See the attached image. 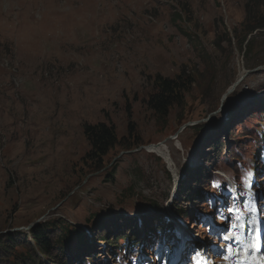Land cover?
I'll return each mask as SVG.
<instances>
[{
	"label": "rangeland",
	"instance_id": "rangeland-1",
	"mask_svg": "<svg viewBox=\"0 0 264 264\" xmlns=\"http://www.w3.org/2000/svg\"><path fill=\"white\" fill-rule=\"evenodd\" d=\"M246 1L0 0V233L28 232L30 225L57 217L88 225L89 214L118 210L133 214L137 231L139 220L144 224L151 214L139 207L151 201L175 221L177 203L199 213L194 202L178 194L171 200L175 181L183 178L189 162L199 170L216 162L221 172H229L227 163L237 169L238 162L258 164L255 156L237 149L247 147L240 142V125L250 119L254 124L252 116L264 112V66L254 64L233 37L246 18ZM223 24L232 44L223 36ZM258 41L262 47L255 57L264 62V35ZM201 45L217 63L213 82ZM185 69L195 71L203 85L197 82L186 95V106L173 107L162 124L148 105L157 91L155 78H174ZM209 83L212 91L205 95ZM227 107L230 112L221 111ZM99 122L115 125L120 139L129 136L141 146H115L107 167L89 174L84 159L91 144L84 129ZM219 131L227 146L215 159L211 145ZM163 141L172 158L149 151ZM115 162V181L107 180ZM211 165L205 172L195 169V177L185 178L187 184L197 187L200 179L207 188L216 178ZM255 174L264 181V171ZM248 191L254 198L256 192ZM249 211L241 217L245 226L255 219ZM221 217L212 218V225ZM188 224L196 240L179 264H191L198 250H206L212 264H228L225 256L216 262L222 244L218 240L217 252L211 248L214 230L208 234L201 218ZM96 252L103 256L94 264H121L104 249Z\"/></svg>",
	"mask_w": 264,
	"mask_h": 264
},
{
	"label": "trees",
	"instance_id": "trees-1",
	"mask_svg": "<svg viewBox=\"0 0 264 264\" xmlns=\"http://www.w3.org/2000/svg\"><path fill=\"white\" fill-rule=\"evenodd\" d=\"M245 11L246 18L241 23L240 28H235L233 37L239 46L242 48L245 46L246 56L251 60H255L254 64L264 65V62H260L255 57L258 47H262V45H259L258 39L264 35V0H247ZM181 15L182 13L179 14V17ZM223 26V36L232 44L231 34L225 24ZM239 29L242 30V33H240ZM201 48L205 55V65L208 67V71L212 73L213 80L211 82H213L217 75L216 60L209 54L204 45H201ZM197 82L202 87V81L198 79L197 73L187 69L174 78L165 77L161 74L156 76L155 86L157 91L150 96L148 105L160 123H168L173 107L177 106L183 109L186 106V95ZM211 86V83L207 85L205 95L211 93ZM252 118L256 119L254 124L250 125V119L247 123L244 122L240 125L243 133L242 136H239L243 137L240 138V142L242 144L245 143L247 147L242 146L237 147V149H245L243 152L255 156L257 160L261 153L259 150L256 151L254 149V145H258L260 148L264 145V112L256 113ZM84 131L91 144V149L84 159V162L88 164L89 174L101 171L104 167H107L106 157L115 146L121 145L127 150L137 149L141 146L139 140L131 142L129 136H124L120 139L113 124L105 122L87 124ZM219 133L220 131L214 135L211 145V150H216L217 152L215 159L219 157L223 147L227 146L226 140H222L219 137ZM227 135L226 133L225 139H227ZM249 140L252 141L248 143ZM211 159L214 161L213 157ZM236 159L237 157H233L230 161ZM240 164L241 162H238L237 167ZM227 165L226 168L231 171L239 170L230 163H227ZM211 166L216 167V162ZM201 168L202 170L197 168L198 172L206 171L205 167ZM117 169L118 162H115L111 165L109 172H106L107 180L115 181L114 176ZM185 170L189 179L195 177L194 169L190 165L187 164ZM198 180L200 179H196V182L199 183L197 187L188 185L184 181L181 184L180 197L185 198L186 201L194 202L204 214L208 212L213 215L217 208L219 195H221L224 186L227 184L226 180H223V178H219L218 181L210 179L207 188L203 186V181L200 180L199 182ZM259 186L264 188V183ZM225 188L230 190L228 185ZM129 191L135 192L133 190ZM208 195L211 198L205 200ZM228 204L229 202L227 201V206ZM175 208L180 214L186 215L191 220H196L197 216L199 217L195 208L188 210L180 203H177ZM139 210L151 213L144 221V232L147 236L144 241V247L147 252H153V258L155 259V251L152 249L157 242H161V240H164L163 238L172 233L174 229L173 223L166 221L162 214V207L157 201H151L150 204L146 202L144 206L139 207ZM103 212L91 213L86 217V223L92 229V236H89L81 225L66 217L50 218L40 222L32 227L29 233L22 229L0 233V264H94V261L99 256H103L102 253L96 252L97 248L103 249V247H99L101 241L107 243L105 250L115 261L120 259L121 264H138L143 258L142 255L140 256L139 248L143 237L140 231L136 228L137 231L134 230V218L129 216L131 213L125 210ZM224 222H226V217ZM159 248H163V246ZM160 251V253H170L167 248ZM100 259L103 260V257Z\"/></svg>",
	"mask_w": 264,
	"mask_h": 264
},
{
	"label": "snow or ice",
	"instance_id": "snow-or-ice-1",
	"mask_svg": "<svg viewBox=\"0 0 264 264\" xmlns=\"http://www.w3.org/2000/svg\"><path fill=\"white\" fill-rule=\"evenodd\" d=\"M229 212L230 213H232L233 215H235L236 216V219H235V221H232L231 223H230V228L231 229H236V228H238V227H240L241 225L239 224V221H240V219H241V217L239 216V208L235 205V204H233L229 209ZM227 219V218H226ZM225 240H230V239H232L233 237L232 236H229V235H225L224 237H223ZM253 247H255V246H253ZM227 252L229 253V255H226L225 257H224V259H230V256H231V254H232V252H233V249L231 248V246H229L228 247V249H227ZM199 255V254H198ZM201 259H202V257H201ZM197 264H200V261L198 260L197 261Z\"/></svg>",
	"mask_w": 264,
	"mask_h": 264
},
{
	"label": "bare ground",
	"instance_id": "bare-ground-1",
	"mask_svg": "<svg viewBox=\"0 0 264 264\" xmlns=\"http://www.w3.org/2000/svg\"><path fill=\"white\" fill-rule=\"evenodd\" d=\"M151 149H152V151L159 152L160 154H163L164 156H166L168 158L171 157L170 149H168V146L165 142L162 144H159V145L152 146Z\"/></svg>",
	"mask_w": 264,
	"mask_h": 264
},
{
	"label": "water",
	"instance_id": "water-1",
	"mask_svg": "<svg viewBox=\"0 0 264 264\" xmlns=\"http://www.w3.org/2000/svg\"><path fill=\"white\" fill-rule=\"evenodd\" d=\"M162 143H164V141L163 142H160L158 144H162ZM158 144H152L151 146H155V145H158Z\"/></svg>",
	"mask_w": 264,
	"mask_h": 264
}]
</instances>
